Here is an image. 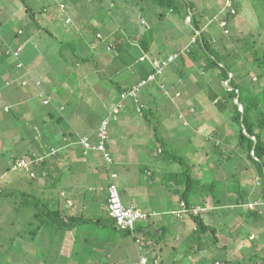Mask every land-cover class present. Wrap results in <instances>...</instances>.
<instances>
[{
    "label": "rangeland",
    "instance_id": "1",
    "mask_svg": "<svg viewBox=\"0 0 264 264\" xmlns=\"http://www.w3.org/2000/svg\"><path fill=\"white\" fill-rule=\"evenodd\" d=\"M192 1L198 6L204 31L212 36L215 45L221 50L226 52L234 51V54L242 59L251 58V41L256 40L258 52L262 54L264 49V28H262L261 24L264 17L263 0H239V12L236 16L229 19L228 33L216 21L211 22V19L220 8L221 0ZM115 2L118 4V7H111V9L106 10L107 6L105 8L101 7L102 5L97 4L96 0H76L72 5L75 12L71 13L62 12L60 9V3H69L68 0H0V32H5V30L18 32L20 28H24L27 32L26 34L21 29L19 30V39H14L11 42L8 40L4 41V43L11 45V47L21 45L23 48L19 57L22 67L16 71V74L19 73L20 75L19 81L21 82L26 79L24 76L26 73H30L31 77L35 79H33L34 81H39V79L45 75L49 76L51 73L60 77L51 86L47 83H42L43 86L41 85L44 92L51 91L54 94L50 95L53 103L49 105H45L40 97V86L37 89L34 85L33 87L21 83L18 85V87H22L19 91L21 95L15 90H11V88L0 89V182L2 184L10 182L11 185L6 187V191L12 188H16L17 190L22 188L23 190L27 184L25 182L29 181V176L26 173L12 170V162L15 157L21 156L26 153L24 151H28L33 147L32 142L35 139L37 140V136L38 138L41 136V139L43 138L46 141L52 136L60 137L64 131L72 130L73 128L84 134L97 132L102 118L110 116L109 111L111 112L115 101L117 108L120 104V99H123L122 94L119 97L116 91L117 85L136 83L139 78L138 76H140L139 74L142 73V70L146 69V65L143 63H133L135 57L138 55V50L135 47L132 48L133 58L125 64L124 62L120 63L121 61L105 64L107 61L106 59H100L101 55L109 56L112 53L108 52V49L106 50L107 47L104 43L98 41L99 36L98 34L97 36L95 35V29H101L102 32L106 30L113 36L121 32L126 37H132L136 29L144 32L145 25L149 22L153 26L154 33H159L157 37L162 36L160 39H164L165 42L167 38V43L171 44L173 43L172 37L168 38L169 36L165 35V32H171L172 25H175L173 27L180 34V37H178L179 42H174V44L177 45L178 49H187L189 47L193 33L188 19L183 20L179 14L168 13V17L171 18L168 24L159 20L154 9L143 10V6H145L144 0H115ZM45 5H51L53 10H58L51 13L53 17L50 18V20L56 18L58 31L55 30V26L57 27V25L53 26L50 21L46 20L48 17L44 11ZM107 5H109L108 2ZM27 7L33 12L29 11L28 13ZM74 13L81 15V19L77 20L75 17L77 15ZM142 18L147 20H144V24L141 23ZM34 19L40 25H37ZM51 30L54 35L59 36H52L50 34ZM106 31L103 33L108 34ZM59 37L64 41H68L72 37L77 38L79 42L77 46L80 47L78 48L79 54L84 56L94 54L90 55V62L94 63L91 64L89 62V64H84L81 60L75 62V59L72 58L73 47H68L65 44L67 47H65V51L63 50V55L61 52L62 43ZM2 39L7 38L4 37ZM81 43L83 44V48H81ZM101 44L106 48L99 49ZM95 47H98L97 51H93ZM95 59H97L98 63ZM184 66L181 68L183 73L187 75L185 79H177L179 75L176 72L170 73L171 77L175 80L174 83L168 82L165 77L160 82L159 80L155 81L142 89V98H144L148 109H151V112L155 114L151 118V123L147 122L148 120L145 119L143 113H136L137 111H134L133 108H137L138 104L135 98L132 99V97V101L127 100L125 104H122V106L126 107V111L123 108V111L119 113L121 109L120 107H118L120 110L117 108L119 110L117 113L119 114V117L117 116L118 120H115L113 116L110 117L108 133L109 130L110 132L112 131L113 126L117 122L131 120V122L137 124L136 127H144V129L134 130L140 134L142 139L148 137L147 139H150L151 142L149 143V153L145 154L141 150L140 152H135L133 156L135 163L133 162L132 177L128 178V174L125 171H120V177L116 181L118 182L120 191L122 187L121 182L125 175L126 181L128 180L131 185H135L136 178L141 179L142 182H150L154 193L152 198L154 206L151 207L155 209L171 210L177 207L176 205L172 206L174 202L177 205L179 201L183 202V199L180 200V194H175V191L179 188L181 189V186H176L175 183L173 185L169 184L168 179L163 176L168 171H182L184 169L183 164L173 160H170V162L163 160V162H159L157 167L154 166L157 160L153 156L152 151H156L157 154V147L155 145L156 141L154 144L152 139L155 134L153 127H158L160 135L169 142L168 149L182 156L189 164H194L193 174L197 180L212 178L211 170L216 171L215 177L223 175L225 176L224 178L227 177L229 172L240 171L239 179L241 178V183L243 184L242 191H249L251 195L255 192L260 194L262 188L259 175L254 164L246 158V155L243 154L242 158L238 155L228 162V152L230 150L233 153L237 152L235 149L238 148L239 125L231 119L232 112L230 107L221 108L220 103L217 102V100L221 101L220 97L217 99H213L212 97L213 92H216L219 86L218 78H216L215 73H205L203 68H200L194 60L187 59ZM252 68L253 71H251L250 75L256 81L258 69L255 65ZM7 74L6 66L0 65V83L3 81L7 83ZM16 74L13 75L11 73L10 75L12 78H15ZM220 85L227 86V82H220ZM0 87L4 86L0 84ZM59 90L61 91L60 93H58ZM147 96L152 101L151 103L147 102ZM9 98H12L11 100L14 102L20 100L19 104L22 103L26 107L27 111L24 112H22L24 109L20 108L21 106L17 107V110L21 113L19 118H16L13 114V111L16 109L15 103L11 104L12 111L10 113L5 111V105L8 102H12ZM38 109L44 112H48L51 109L55 114L54 117L49 119L48 127L45 130L39 128L41 115H39ZM113 111L115 112V108ZM181 112L185 114L191 112V116L186 117V119L184 117L181 118ZM61 114L64 116V119L58 123L56 120ZM41 122L44 125V122ZM53 122L57 124L59 131L53 132L52 125L49 127ZM37 143L40 146L39 141ZM217 144L219 148L225 147V154L221 156L220 162L216 161L218 153H216L214 147ZM141 145L142 147H139L143 149L144 142ZM35 148L33 147V149ZM160 155L157 154L159 159ZM231 163L232 166L230 167ZM146 165L151 170H155L153 175L140 171L139 168H143ZM246 167L251 169L248 170ZM116 169L120 170V165ZM4 174L6 176L1 178ZM109 181L110 174L106 169L104 161L101 159L99 172L89 174L87 176L86 187H84L88 199L86 201V213H88V216L95 219L101 216L105 217L106 209L103 202L105 192L101 191V188L106 187ZM225 182L229 184L232 180L225 179ZM90 186L95 187L94 189L96 190H90ZM15 196H18V194ZM167 196L171 198L168 199ZM15 201L20 202L16 197H9L6 194L0 199V264H55L56 262L73 264V261L81 264L82 260H86L87 257H81V238L87 237L90 234L84 232L81 236V223L77 224L79 228V241L75 246L74 256L70 258L58 257L57 249L60 253L61 250L60 247L58 248V242L55 239L45 244L41 238L35 242L34 248L32 246L28 251L20 253L14 246L19 247L21 242L24 244L26 241L18 236V232L26 229L25 224L29 216L30 219L34 220L32 215L35 209L27 206L21 208V210L16 209L14 212ZM129 201L128 197L123 196V202L127 206H130L129 203L131 202ZM205 201H207V198ZM166 203H168V207ZM260 203L257 205L251 203V205L253 208H259L264 216V202ZM171 206L172 208H169ZM225 209H212L211 212H214V214L208 212L203 215L206 220L214 222L211 224L218 228L219 236L216 242L215 236L211 232H208L200 241L197 240L198 243L204 246L201 245L202 251L199 250L198 252L196 250L198 243L192 236L196 237V234H191L190 232L189 237L186 238L181 247L178 245L180 240L176 239L178 233L172 230L174 227H171V230L165 231V238L169 241L171 240V244L169 243L167 247L164 246L163 242L154 243L157 250L163 247V251L165 252L166 249V253L163 254L164 264H215L214 260L216 259L222 261V264H230L229 262L232 261H228L230 259L226 260L227 254L231 260L237 261L240 259V263L231 264H264V245L258 247L256 245L259 240L258 231L252 230L249 225L243 224L240 217V219L233 217L234 215L227 213L224 211ZM91 211L92 213H89ZM163 218L167 223L176 219L170 212H164ZM108 220V222H112L111 218ZM225 223L228 224L227 227H225ZM32 227V225H29L27 230L33 229ZM83 227H85V230L89 228L90 231L94 232L95 229L99 230V233L93 236V238L104 239L106 228L101 229L94 222L83 224ZM226 228H228V233L224 232ZM109 230H111V237L116 243H124L128 247L126 249L131 248L134 250L136 243L132 238L124 237L114 229ZM234 233L235 236H233ZM228 234H231L237 240L231 239ZM252 234L255 235L254 239L250 237ZM13 235L16 236L15 240L12 239ZM174 240L177 241L175 242ZM172 242L175 244L173 245ZM30 243L31 241L26 244L29 245ZM262 243H264V240ZM65 249H67L66 244L62 247L63 251ZM91 249L92 247L89 246L86 251L90 252ZM169 252L171 255L168 254ZM175 254H177L176 257L174 256ZM202 254L205 255L203 256ZM102 258L109 259L107 256H103ZM174 258H176V261Z\"/></svg>",
    "mask_w": 264,
    "mask_h": 264
},
{
    "label": "trees",
    "instance_id": "2",
    "mask_svg": "<svg viewBox=\"0 0 264 264\" xmlns=\"http://www.w3.org/2000/svg\"><path fill=\"white\" fill-rule=\"evenodd\" d=\"M144 1H145V6H143L144 7L143 10L154 9L155 12L157 13L159 20L163 21L164 23H168V24L170 23L169 20H171V18L168 17V13L179 14L180 16H182L183 20L188 19L190 21L189 24L191 27V31L193 33V38L190 41L191 43L189 47L187 49H178L177 45L174 44V42L175 43L179 42L178 37H180V34L177 33V31L173 27L175 25L172 24H171L172 25L171 32H165V35L169 36L168 38L172 37L171 39L173 43L171 44L167 43V38L165 42L164 39L163 40L160 39L162 36L157 37V34L159 33H154L152 29L153 26L149 22L146 23L144 32L140 30L138 31L136 29L134 30L135 33L132 37H126L121 32H118L116 36H113L110 32H107L106 30H103V32L106 31L108 34L103 33L101 29H95L94 30L95 35L97 36L98 34L99 36L98 41L104 43L107 47L106 48L103 44H101L99 49H103V47H105L106 50L108 49L107 50L108 52L112 53L109 56L101 55L100 59L102 60L106 59L107 63L105 64H109L114 61H121L120 63L124 62L125 64L126 62L130 61L133 58L132 48L135 47L138 50V55L135 57V61L133 63L139 62L146 65V69L142 70V73L139 74L140 76H138L139 78L136 83H133L131 85H120V84L117 85L116 91L119 94V97L120 94H123L124 92H128L129 90H131L135 84L142 81L143 79H146L150 74L156 73V69L154 68V65L151 63L153 59L156 58L162 60L167 59L170 55L175 53H179V56L168 66L165 67L162 74L157 75L156 82L158 80L160 82L162 79L166 77L168 82L174 83L175 80L174 78L171 77L170 73L173 74L175 72L178 73L179 75L177 79H185L187 75L183 73L181 67L186 65L187 59H190L191 61L192 60L196 61L198 63V66L200 68H203L205 73H210V74L215 73L216 78H218L219 81V86L217 88V91L213 92L212 97L213 99H217L218 97H220L219 99L221 101L217 100V102L220 103L221 108L230 107L232 112L231 119L239 125L238 144H237L238 148L235 149L237 152L233 153L231 150L228 152L227 154V159L229 160L228 162L232 161V159L238 155L240 156V158H242V155L245 154L246 158L249 159L255 166L257 174L259 175V179H260L259 181L261 184L262 192L260 194L255 192L252 193L251 195L249 191L248 192L242 191L243 184L241 183V178L239 179V175L241 173L240 171L229 172L227 177L224 178L225 176L223 175H220V177H215L216 171L211 170L212 171L211 174L213 175L212 178L209 177L210 179L208 178V180H202V179L197 180L193 174L194 164H189L188 161H186L182 156H179L174 152L170 151L168 149L169 142L163 136L160 135L158 131V127H153L155 129L154 137L156 138V141L158 140L160 142L159 143L161 150L160 153L161 155L159 154L160 159L165 161H170V160L177 161L183 164V168H184L182 171H171V172L168 171L167 173H164L163 176L164 178L166 177L168 179L169 184L173 185L175 183L176 186H181V189L180 188L177 189L175 191V194H180V200L183 199V201L186 202V204L188 205L189 209L194 206L204 207L203 205H207L209 203L215 206V208L217 209L226 208L224 211H226L231 215H234L233 217L236 218L240 217L243 224L249 225L254 231L255 230L258 231L259 240L256 243L257 247L264 245V243H262V241L264 240V216L262 215V211L259 208L256 207L253 208L252 206H250L251 203L257 205V204H261L260 202H264V49L262 51V54H259L256 40L251 41L252 42L250 48L251 58L247 57L245 59H242L236 54H234V51L226 52L221 50L218 46L215 45L212 36H210L204 31L202 27L201 16L199 15L198 6L192 0H144ZM224 1L225 0H221L220 8L218 12L211 19V22L216 21L220 25V22L225 20L227 22V26L225 28L228 29L229 19L231 17L236 16L239 12V5H238L239 0H233V6L231 7L232 9L236 10L235 15L231 14V8H227V9L224 8ZM96 2L97 4L102 5L101 7L105 8V6H107V8H105L106 10L111 9V7H116V6L118 7V4L115 2V0H103V2L102 0H96ZM107 2L109 3V5H107ZM62 5L65 6V4ZM27 8H28L27 9L28 13L29 11L33 12L29 7ZM44 11L47 13V15L50 14L53 11L52 6L45 5ZM142 19L143 20H141V23L144 24L143 22L145 19L144 18ZM34 21L36 20L34 19ZM36 22L37 25H40L38 21ZM261 24H262V28H264V17H263V22H261ZM128 26L131 27L130 24H128ZM221 28L225 29L223 26H221ZM21 29H23L24 33L27 34L24 28H20L19 30ZM19 30L18 32L9 31L10 35H12L15 39L17 38L19 39L20 38ZM5 31L8 32V30ZM50 34L53 35L51 32ZM112 38L114 39L112 40ZM1 39H2V35L0 36V40ZM60 40L62 43L61 44L62 54H63V50L65 51V47L67 46L73 47L72 58L75 59V62H77V60L78 61L81 60L84 62V64L87 63L89 64L91 60L90 55H94V54H88L86 56L80 55L78 50V48L80 47L77 46L79 45L77 38L72 37L68 41H64L63 39L60 38ZM4 41L5 40L2 39V41L0 42V65L6 66V72L8 73L7 74L8 78L6 79L8 81L6 83L5 81L2 80L3 82L0 84L4 87H0V89L3 88V90H5L4 88H11V90H15L16 92H18V94H20L19 91L22 89V87L21 86L18 87V85L21 83L23 84L24 80H27L26 85H31V86L34 85L38 89V86L34 81L35 79L31 77L30 73H26L24 75L26 79L22 80L21 82L19 81L18 78L20 77V75L19 73L16 74V71H18V69H21L22 67L19 66V64L22 63L21 59L15 57L11 52H9V47H11V45L7 47ZM64 44L67 46H65ZM81 48H83L82 43H81ZM97 50L98 47H95L93 51H97ZM144 56L145 57L147 56L149 59L145 58L144 60H142L141 58ZM102 60L100 61L103 62ZM95 61L98 63L97 59H95ZM254 65L258 69V72H256L257 75L256 81H254L253 76L250 75L251 71H253L252 67ZM11 73H13V75L16 74L15 78L11 77L10 75ZM39 80L41 85L42 83L45 84L46 82L45 78H43L44 81L42 79ZM220 82H227V86L220 85ZM145 92H143V94H145ZM142 96H143L142 90H140L139 97H137L139 101L137 103H142L144 105L142 108L143 116L145 117V119L148 120L147 122L151 123V118L155 114L151 112V109H148V106L145 103L144 98H142ZM11 99L9 98V100ZM21 100H23V98H21ZM127 100H131V97L127 96L126 98L122 99L121 100L122 102L120 103L125 104ZM19 102L20 100H17L16 102L12 101L11 103L8 102V104L5 105V111L10 113L12 111L11 104L15 103L14 105L16 109L13 111V114L15 115L16 118H19L21 113H19L17 107L21 106L20 108L24 109L22 110V112L27 111L26 107L23 106L22 103H20L21 104L20 105ZM147 102L148 103L152 102L150 98H148V96H147ZM49 104L51 103L45 105H49ZM115 106H116V101L113 104L112 108H114ZM61 108H63V106H61ZM120 109L123 108L121 107ZM112 110H111V115L113 116L115 112ZM39 112H40L39 115H41L39 128L45 130V128L48 127L47 124L49 119L54 117L55 114L51 109L48 112H44V111H39ZM180 115L181 118L184 117V119H186V117L191 116V112H188L187 114L181 112ZM63 119L64 116L61 114L58 116L56 121L60 123L61 120ZM106 119L109 118L107 117L103 119L102 122ZM41 121L44 122L45 126L42 124ZM51 125L53 127L52 129L53 132L56 130L59 131L58 126L55 122L50 124L49 127ZM43 132L45 133V131ZM85 136L87 135L80 133L76 134V132H73L71 129H69L63 132L61 138H64L66 143L71 142L72 139L75 138L76 143L81 148V156L88 157L93 151L85 150L81 140ZM52 138L54 139L51 140L50 138H48L46 140V144L48 143L47 150L49 151L51 150L50 153L53 152L57 154L56 152L58 151V147L61 142L58 141L57 137L52 136ZM34 142H36L37 149L35 148L32 150L31 148L28 151H24L26 153L22 154L21 156L15 157V159L12 162L13 169L11 168L13 171L26 173L29 176V178H36L37 175H39L38 174L39 171H42L44 174H46L47 171L45 168L42 167V165L45 164L46 161H48V158L47 159L45 158L44 161L41 162L40 164L35 163L36 158L39 156V154L41 155L40 151L42 150V148H41V144L40 146L38 145L37 143L38 141L36 139ZM91 142H93V140H91ZM214 148L216 153H218L216 161L220 162L221 156L225 154L224 153L225 147L219 148L217 144V146ZM22 159H26L31 162L30 169L34 173L33 175L31 174V171H27L25 168H19L17 166V162ZM231 166L232 163L230 164V167ZM109 169L111 170V168ZM246 169H248V167H246ZM250 169L251 168H249L248 170ZM5 176L6 174H4L1 178ZM225 179L230 181L232 180V182H229V184H227V182H225ZM10 185L11 184L9 181L5 182L4 184L0 182V187L2 188L0 199L4 194L8 195L9 197L14 196L17 199H19L20 202L15 201L14 203L15 205L14 212L16 209L21 210V208H25L27 206H31L32 208L35 209L32 215L34 220L30 219L29 216L25 224L26 229L18 234V236L20 235V237H22L26 241V243L30 241L31 236L33 238L36 237L39 230H42L43 228H46L47 230L56 229V228L59 229L58 226H62V225H68L67 227L70 228L74 227L71 225H75V227H77L78 222L76 220L72 218L69 219V221L65 220V218H63L60 215V211L58 209H54L53 207H51V205L47 201H44L41 197L37 196V193L32 194L28 192V190H22V189L17 190L16 188H12L9 191H6L7 189L6 187H9ZM16 194H18V196H15ZM121 197L123 199L122 193H121ZM206 198L207 201H205ZM107 210H108V217L112 219L111 222L112 224L110 223L108 225L107 223H105L106 219L104 217L98 219L90 218L87 221H81V225H82L81 236L84 234V232L90 234L87 237L81 238V257L82 258L87 257L86 260L81 261V264H91L90 262L93 263V261L95 260V257L91 255L92 252L94 253L98 251L93 244V242L97 239H94L93 236L99 233V230L97 231V229H95V232L90 231L89 228L85 230L83 224L94 222L95 225L99 226V228L102 227L105 229L106 227L108 229L107 230L108 236L110 235L109 233H111L109 229H114L118 231L124 237L132 236L130 232L121 231L116 226L115 220L110 216L109 213L108 197H107ZM211 210H212L211 208H208L203 213L210 212ZM200 214L198 215L184 214V216H182L181 218L178 216L176 217L180 219H185L189 217L194 221L196 227H194L191 234H196V237L192 235L195 238L196 242L197 240L200 241L208 232H211L215 236L216 238L215 241L217 242L219 236L218 228L207 223ZM81 216L83 217V215ZM29 225H32L33 229L28 231L27 228L29 227ZM227 226L228 224L225 223V227ZM162 228L165 229L161 234L162 239H164L165 231H168L169 228L166 226H163ZM163 229L160 228L161 231ZM227 229L228 228H226L224 232L228 233ZM145 232L143 234H145ZM149 233L152 234L153 232L150 231L147 232V234ZM15 238L16 236L13 235L12 239L15 240ZM78 241H79V237L77 234L75 238V246ZM26 243L24 242V245ZM201 245L202 244L198 243V247L196 249L198 252L199 250L202 251ZM89 246H91L92 249L90 251V254L88 255V252L86 250L88 249ZM14 247L19 250L18 247L16 246ZM23 251H28V250H22V252ZM74 251H75V247L73 250V256H74ZM174 260L176 261V258H174ZM228 261H232L229 263H239L238 260L237 261L228 260ZM73 263L79 264V262L77 261L76 262L73 261ZM104 263L109 264L103 261L101 262V264ZM151 263L153 264V261ZM214 263L222 264V261L216 259L214 260ZM160 264H164V259H162Z\"/></svg>",
    "mask_w": 264,
    "mask_h": 264
},
{
    "label": "crops",
    "instance_id": "3",
    "mask_svg": "<svg viewBox=\"0 0 264 264\" xmlns=\"http://www.w3.org/2000/svg\"><path fill=\"white\" fill-rule=\"evenodd\" d=\"M68 1H69V3H60V9L62 10V12H64V11L65 12H71V13L75 12V9L73 8L72 5L76 2V0H68ZM62 4H65L64 8L61 7ZM57 11L58 10L55 9L51 13L57 12ZM51 13L46 15L48 17L46 20L50 21L51 25H53V26L57 25V27L55 26V30L58 31L59 28H58V22L56 23V18H53L52 20H50V18L53 17L51 15ZM74 14L77 15V16L74 15L77 18V20L81 19V15H78V13H74ZM51 33L53 34L52 30H51ZM1 35H2V38L3 37L7 38L4 40H8L9 42H11L12 40L15 39L12 35H10L9 31L8 32H6V31L2 32ZM57 36H59V35H57ZM57 36L54 35V37H57ZM36 44H37V42H36ZM36 44H35V46H36ZM48 46H49V44H48ZM50 47L52 48V46H50ZM58 77L59 76H56V75L51 73L49 76L45 75L43 78H45V81H46L45 84L47 83L51 86L52 84H54V82H57ZM43 78H41V79L43 80ZM47 90H48V88H47ZM60 92L61 91L59 90L58 93H60ZM47 93L49 95H51V94L54 95L51 91L47 92ZM52 103H53V100H52ZM122 108H125V111H126L125 106H122ZM112 109H114V108H112ZM133 109H134V111H137L136 113L139 112L137 108L134 107ZM122 111L123 110L121 109L119 113H121ZM109 113H110V116H106L103 119H105L107 117L110 119V117L112 115H111L110 111H109ZM117 116L119 117V114H117V113L113 114V118L115 120H118ZM102 120L100 122L98 131L100 129ZM109 123H110V120H109ZM136 125L137 124L134 122H131V120H125V121L122 120V121L117 122L113 126L111 132L109 130V133H108L109 137L106 141V148H107V152L111 155V157L113 159V161L110 165L106 161V159L104 157V153H102L101 151H94L88 157L81 156V148L76 143L75 138H73L71 142L66 143L64 138H61V136L57 137L58 141L61 143L58 147V151L56 152L57 154H55L53 152L50 153L51 150L50 151L47 150L48 143L46 144V141H44L43 138L41 139V136L39 138L37 136V140L40 141L42 150L40 151L41 155L39 154V156L37 157V158H41V159L35 160L36 161L35 163L40 164L41 162L44 161L45 158L46 159L48 158V161H46V163L42 165V167L45 168L47 171H46V174H44L42 171H39V173H38L39 175H37L38 178L37 177L36 178H29V181L25 182L27 184L25 185L23 190L24 189L28 190V192H30L32 194L37 193V196L41 197L44 201H47L51 205V207H53L54 209H58L60 211V215L63 218H65V220L69 221V219L72 218V219L76 220L78 223H81V221H87L88 219H90L92 217L88 216V213H86V207H87L86 201L88 199H87V194H86L84 187H86L87 176L91 173L96 174L97 172H99V168L101 166V159L104 161V163L106 165V169L108 170L109 174H110L109 168H111L112 171L117 173V175H118L117 178L120 177V171H125V173L128 174V178H129L133 172V168H132L133 162L135 163L133 156L135 155V152L136 151L140 152V150H141V152H143L145 154L150 152V150H149V146H150L149 143H151L150 139H147L148 137H146L145 139H142L140 134H138L134 130V129H144V127H142V126L136 127ZM72 131L76 132V134L80 133L75 128H73ZM98 131L93 132V133H87V134L80 133V134L87 135L91 138V140H93V142L98 143V135H97ZM154 136H155V134L153 135L152 139H153L154 144H155L156 138ZM50 139L53 140L54 138L51 137ZM142 142H144V148L143 149H141L139 147V146L142 147V145H141ZM32 143H33L32 146L34 148L37 147L36 142H32ZM137 143H140V144H137ZM159 143L160 142L157 140L156 144H155L157 147V154L161 153ZM33 147H32V149H33ZM152 154L155 157V159L157 160L155 162V165H154L157 167L159 162L160 161L163 162V160L159 159V157L156 154V151L153 150ZM167 162H170V161H167ZM114 165H115V167H114ZM118 165H120V170L116 169V167ZM139 169H140V171H143V172L147 173L148 175H153L155 173V170H153V169L151 170L150 168H148L147 165L145 167L143 166V168H139ZM117 178H115V181H117ZM112 180H113V178L111 177V174H110L109 183ZM109 183L107 184L106 187L101 188V191L105 192L103 202L105 203L106 214L104 216L106 218L105 217L104 218L106 219L105 223H107L108 225L110 224V222H108L109 221L108 219H110V218L108 217V210H107V197H108ZM121 183H122L121 193L124 197L129 198V200H130L129 202H131V203H129L130 206L133 205V206L141 207L148 212L154 213V215L149 219V221L143 222L140 224L141 229L139 231L141 233L137 234V237L139 236L142 239V241L140 243H138L136 241L137 237L127 236V238H132L134 240V242L136 243V247L134 248V250H132L131 248L126 249L128 247L124 243H120V242L116 243L112 239L111 233H109L110 234L109 236L107 235L108 229L105 227L107 230H106V234H105L104 239H102L101 241L99 240L100 244H99L98 239L93 242L94 247L97 249L98 252H94V253L92 252L91 256L95 257V260L93 261V263L92 262H90V263L91 264H101L102 261L103 262L105 261L106 263H109V264H112V263H116V264H133V263L134 264H141L143 257H146L148 260L147 264H152L151 263L152 261H153V264L154 263L160 264L162 259H164L163 254L166 253V249H165V252L163 251V249H164L163 247H160L159 250H157L155 244H157L159 242L160 243L163 242L164 246H167V247H168L169 243L171 244V240L169 241L167 238L162 239L161 234L165 230L162 227L166 226L169 228L168 230H171L170 228L174 227L172 230H174L178 233L176 235V239L180 240V243L178 245H180L182 247L183 242L186 241V238L189 237L190 232L192 233V230L194 229V227H196L194 224V221L189 217H187L185 219L177 218L175 216V214H173L171 212V211L180 209V207H181L180 201H179L178 205L174 202L172 206L176 205L177 207H174V208H172V206L169 207V208H172L171 210L170 209L169 210H167V209L161 210V209H155V208L151 207V206H154L153 205L154 200L152 199L154 196L153 195L154 193H153V190L151 188L150 182H147V181L142 182L141 179L136 178L135 185H131V184H129L128 180L126 181V176L124 175ZM94 188L95 187L90 186L89 189L90 190H96ZM93 196H95V195H93ZM167 197H168V199L171 198L170 196H167ZM166 200H167V198H166ZM162 201H164V199H162ZM166 204H167L166 206L168 207V203H166ZM203 206H208V208H211V209H217V208H215V206L211 205L210 203L207 205H203ZM164 212H170L171 214H173L176 217V219L167 223L166 220H164V218H163ZM89 213H92V211ZM206 213H208V212H206ZM211 213L214 214V212H211ZM204 214L205 213L202 212L200 215L204 218V220L207 223H209V224L214 223V222L206 220L205 217L203 216ZM81 215H83V217ZM157 216H160V217H157ZM102 217L103 216H101L100 218H102ZM155 217H157V218H155ZM192 224L194 225L193 227H192ZM67 226L68 225H62V226H58L59 229L56 228V229H48V230L46 228H43L42 230H39L36 237H34V238L32 236L30 237L31 243L29 245H26V244L24 245L23 242H21L20 246L19 247L17 246V247L19 248L20 252L22 253V250H28L32 246L34 248L35 242L41 238L43 239L45 244H48L49 242H51L55 239L58 242V248L60 247V250H61V253H60V251H58V249H57L58 257L59 258H62V257L70 258L73 256V250L75 247V238H76L77 234L79 235V228H78V226L75 227V225H71V226H74L72 228L67 227ZM100 228L104 229L102 227H100ZM160 228L163 230L161 231ZM141 230H143V231H141ZM109 231H111V230H109ZM149 231L153 232V233L147 234V232H149ZM144 232H145V234H143ZM19 233L20 232H18V234ZM157 233H158V235H157ZM186 234H187V236H186ZM54 235H55V237H54ZM230 235L231 234H228V236L231 237V239L234 238L235 240H237L235 237H233V236H235V233L233 234V236L232 235L230 236ZM252 235H254V234H252ZM177 240H174V241L176 242ZM172 243H173V245L175 244L174 242H172ZM65 244H66V248L69 251L67 249H65V251L62 250V247H64ZM151 249H153V250H151ZM227 251H228V249H227ZM89 254H90V252H88V255ZM168 254L171 255L170 252ZM202 255L204 256L205 254H202ZM103 256H107L109 259L106 260V259L102 258ZM130 256H131V258H130ZM175 256H177V254H175ZM228 256L229 255L227 254V259L231 260V258H228ZM159 258H161V260H159ZM239 260H238V262L240 263ZM49 264H54V263H49ZM55 264H62V263L56 262Z\"/></svg>",
    "mask_w": 264,
    "mask_h": 264
},
{
    "label": "built area",
    "instance_id": "4",
    "mask_svg": "<svg viewBox=\"0 0 264 264\" xmlns=\"http://www.w3.org/2000/svg\"><path fill=\"white\" fill-rule=\"evenodd\" d=\"M233 6V0H225L224 1V8H231ZM62 7H64L62 5ZM223 10V9H222ZM231 14H236V10L231 8ZM220 25L223 26L224 28L227 26V22L221 21ZM225 31L228 32V29L225 28ZM7 47L9 46L7 43H5ZM23 48L21 45H18L16 47H9V52H11L15 57L19 58L21 55ZM179 56V53H175L170 55L167 59H153L152 64L154 65V68L156 69V73L150 74L146 79H143L140 81L137 85L132 87L131 90L128 92H124L122 94V98H126L127 96H130L132 98H135L136 102H138L139 97V92L142 90L144 87L149 85L150 83H153L157 79V75L162 74L165 67L168 66L171 62H173L177 57ZM145 58L149 59L147 56L142 57L141 59L144 60ZM19 66H22V63L19 64ZM27 80H24L23 84H26ZM37 86H40V97L43 100V103L48 104L52 103L51 96L47 93L44 92L43 88L41 87L40 81H35ZM120 102H122L120 100ZM137 109L140 113H142V108L143 104L142 103H137ZM117 106V105H116ZM115 108V114L119 112L118 107H122V103L118 105V109ZM108 127H109V119L104 120L101 123L100 129L98 131V143H93L91 142V139L88 136L83 137L82 144L85 148L86 151H101L104 153V157L107 160L109 164L112 163L113 159L111 155L107 152L106 148V141L108 139ZM41 158H36V160H40ZM31 162L22 159L17 162V166L19 168H25L27 171H31L30 169ZM31 174L33 175L34 173L31 171ZM111 177L113 180L109 183L108 186V209L110 216L115 220L116 226L118 227L119 230L121 231H126L130 232L132 236L137 237V234L140 233L139 229H141L140 224L143 222L149 221V219L154 215V213L148 212L144 210L141 207L138 206H127L121 197V191L119 189L118 184L115 181V178H117V173L110 170ZM2 188L0 187V195H1ZM250 206H252L250 204ZM208 209V206L204 207H199V206H194L192 208H188V205L186 202H181V207L180 209L172 211L175 216L182 217L184 214H195L198 215L201 212H204ZM251 238H254L252 236ZM136 241L140 243L142 241L141 237H137ZM147 258L143 257L141 264H147ZM116 264V263H113Z\"/></svg>",
    "mask_w": 264,
    "mask_h": 264
},
{
    "label": "clouds",
    "instance_id": "5",
    "mask_svg": "<svg viewBox=\"0 0 264 264\" xmlns=\"http://www.w3.org/2000/svg\"><path fill=\"white\" fill-rule=\"evenodd\" d=\"M93 152H94V151H93ZM116 183H117V182H116ZM171 212H172V211H171ZM252 236H254V237H255V235H251V237H252ZM252 239H254V238H252ZM218 264H219V263H218Z\"/></svg>",
    "mask_w": 264,
    "mask_h": 264
}]
</instances>
